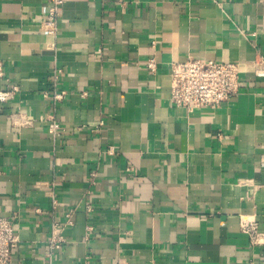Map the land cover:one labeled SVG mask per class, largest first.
I'll return each instance as SVG.
<instances>
[{"label": "crops", "instance_id": "0c3cea01", "mask_svg": "<svg viewBox=\"0 0 264 264\" xmlns=\"http://www.w3.org/2000/svg\"><path fill=\"white\" fill-rule=\"evenodd\" d=\"M47 11L0 0V90L18 86L0 102L13 264H264V76L251 63L264 0H64L55 33L40 28ZM189 55L239 63V94L174 106L171 63Z\"/></svg>", "mask_w": 264, "mask_h": 264}, {"label": "built area", "instance_id": "2783aa9c", "mask_svg": "<svg viewBox=\"0 0 264 264\" xmlns=\"http://www.w3.org/2000/svg\"><path fill=\"white\" fill-rule=\"evenodd\" d=\"M48 11L44 20L40 24L41 30L55 33L58 26V19L64 0H47ZM254 71L258 76H264V59L251 62ZM148 66L155 68V60L148 59ZM241 67L237 62L209 60L203 56L189 55L184 61L171 63V89L170 99L174 106L183 107L188 112H193L197 108L205 105H219L230 97L239 94L241 90ZM18 90V86H13L11 90H0V102L7 101L13 93ZM45 96H51L55 101L65 98L66 92L53 91L52 94L45 92ZM102 123V122H101ZM49 130L54 136L62 133L61 124L57 120H52ZM91 207H89L90 209ZM92 210V209H91ZM67 222H73L71 212L66 214ZM15 215H0V264H13L14 252L17 248L19 235L14 225ZM243 229L253 234L255 243L259 242L257 227L252 221H244ZM63 226L59 221L52 223L51 236L49 239V256H53L60 244L64 242L61 235ZM77 264H130L126 261H116L112 263L93 261L89 255L80 260Z\"/></svg>", "mask_w": 264, "mask_h": 264}]
</instances>
